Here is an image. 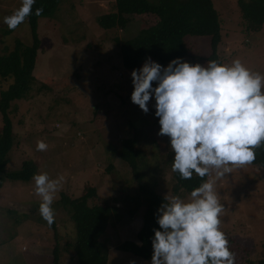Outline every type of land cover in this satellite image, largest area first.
I'll list each match as a JSON object with an SVG mask.
<instances>
[{
  "label": "rangeland",
  "instance_id": "1",
  "mask_svg": "<svg viewBox=\"0 0 264 264\" xmlns=\"http://www.w3.org/2000/svg\"><path fill=\"white\" fill-rule=\"evenodd\" d=\"M213 4L221 22L219 61L230 64L238 58L251 71L264 74V24L260 31L248 29L240 0H213ZM19 6L20 0H0V56L13 50L17 39L31 43L28 24L7 33L9 28L3 23V17ZM114 9L115 0H62L51 16L39 20L41 48L33 71L38 81L29 97L11 104L15 139L6 169L18 170L24 161L31 160L37 165L36 174L62 176L63 180L51 205L52 224L39 214L40 197L32 178L3 180L0 264H54L56 245L59 264H79L73 246L75 223L61 202V194L74 198L91 187L96 188L98 197H104L102 204L116 207L100 238L109 264H129L130 260L150 264L151 259L118 249L125 240L139 242L137 233L146 210L153 207V202L147 205L141 195L142 205L134 217L130 216L136 206L131 197L138 195L139 182L120 156L127 138L135 139L138 162L141 165L144 161L146 166L143 181L158 194L168 192L188 199L189 192L173 175L169 138L158 135L154 100L148 102L147 113L130 100L132 69L124 67L116 41L148 30L157 17L129 15L126 28H103L98 17ZM184 40L188 53L183 60L201 65L211 60L210 36L187 35ZM146 57L151 56L143 57L137 68ZM11 82L12 78L0 76V93ZM2 125L0 112V136ZM38 141H44L47 148L37 150ZM214 187L224 206L219 227L228 239L234 264H257L264 255V167L251 163L233 167L231 173L216 179Z\"/></svg>",
  "mask_w": 264,
  "mask_h": 264
},
{
  "label": "clouds",
  "instance_id": "2",
  "mask_svg": "<svg viewBox=\"0 0 264 264\" xmlns=\"http://www.w3.org/2000/svg\"><path fill=\"white\" fill-rule=\"evenodd\" d=\"M34 3L20 0L3 23L15 29ZM42 11L35 9V15ZM130 76L131 102L147 113L148 102L154 100L158 135L169 138L174 153L172 171L181 179H190L193 173L210 177L193 188L187 200L164 194L154 214L159 227L151 237L150 264H234L228 239L219 227L224 206L214 185L233 167L251 163L254 149L264 142V74L251 71L238 58L230 64L208 60L201 65L175 57L162 65L146 57ZM36 148L43 151L47 144L38 141ZM32 179L40 197L39 214L52 224L51 205L63 177L37 173Z\"/></svg>",
  "mask_w": 264,
  "mask_h": 264
},
{
  "label": "trees",
  "instance_id": "3",
  "mask_svg": "<svg viewBox=\"0 0 264 264\" xmlns=\"http://www.w3.org/2000/svg\"><path fill=\"white\" fill-rule=\"evenodd\" d=\"M61 1L35 0L32 12L23 21L30 27L31 43L17 39L14 49L0 56V76L12 78L8 88L0 93V112L3 122L0 136V186L6 178L29 181L36 174L37 165L31 160L24 161L18 170L6 169L9 152L15 139L10 109L12 102L29 97L37 84L38 80L33 71L41 48L39 20L51 16L58 9ZM240 7L247 28L260 31L264 24V0H240ZM37 8L43 9L39 15H35ZM135 14H152L157 17V21L148 30L141 31L135 37L124 41L116 39L125 68H137L146 55H150L160 64L169 62L175 57L186 56L188 49L184 38L187 35L210 36L212 54L209 59L220 62L217 58V50L222 39L221 22L213 0H115V9L99 16L98 23L105 29L126 28L130 22L129 15ZM12 31L14 29H9L7 33ZM134 144L135 139L127 138L120 150L121 158L130 165L133 176L139 182L138 195L131 197L136 206L129 213L131 217L135 216L136 209L142 205L139 197L141 195L147 199V205L153 202V207L148 209L149 206L146 210L143 224L137 233L139 242L125 240L118 245V249L151 259L153 251L151 237L154 235L153 230L159 227L154 214L162 203L163 195L158 194L152 186L143 181L146 166L144 161L139 164L138 152L134 149ZM254 151L255 159L251 164L264 167V142ZM173 175L177 183L189 193L199 186L202 180L208 179V175L202 178L195 173L190 179H181L177 172ZM97 195L95 187L85 190L74 198L65 193L61 194V202L75 223L77 239L73 246L79 264H109L108 255L103 250L100 238L111 223V216L116 207L102 204L104 197ZM91 199L96 202L91 204ZM98 199L100 200L97 201ZM54 264H59L57 245L54 249ZM257 264H264V255Z\"/></svg>",
  "mask_w": 264,
  "mask_h": 264
}]
</instances>
